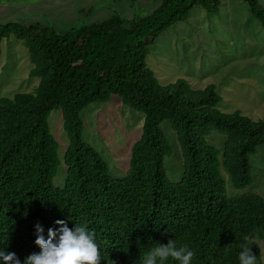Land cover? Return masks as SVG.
<instances>
[{"label": "trees", "instance_id": "trees-1", "mask_svg": "<svg viewBox=\"0 0 264 264\" xmlns=\"http://www.w3.org/2000/svg\"><path fill=\"white\" fill-rule=\"evenodd\" d=\"M241 1L264 25L260 0ZM221 3L161 0L149 16L115 15L64 33L40 24L0 25V55L2 42L15 37L28 49L30 76L40 78L34 91L0 99V250L14 252L25 264L41 251L35 226L44 228L47 239L48 229L64 220L70 228L86 224L96 233L101 264H141L150 247L169 240L196 252L192 264H240L245 244L263 264L254 239L264 240V197H231L227 182L239 190L253 184L251 157L264 145V121L221 113L214 85L194 91L179 80L163 87L147 65L162 34L187 22L195 7L214 14ZM113 96L145 115L121 179L83 137L82 112ZM59 109L70 139L63 160L48 122ZM166 122L183 155L184 175L177 183L165 165L173 154L162 129ZM214 132L227 138L222 152L208 141ZM62 164L67 179L57 188Z\"/></svg>", "mask_w": 264, "mask_h": 264}, {"label": "rangeland", "instance_id": "rangeland-1", "mask_svg": "<svg viewBox=\"0 0 264 264\" xmlns=\"http://www.w3.org/2000/svg\"><path fill=\"white\" fill-rule=\"evenodd\" d=\"M260 3L264 6V0ZM160 5L161 0H0V25L40 24L64 33L115 15L127 20L146 17ZM147 65L163 87L179 80L186 81L194 91L214 85L222 97L217 105L221 113H240L253 121H264V25L241 0H222L214 14L195 7L187 22L168 29L151 47ZM33 68L28 49L20 40L15 37L4 40L0 55V99L34 91L40 78L30 76ZM82 119L84 140L102 155L114 178H124L130 167L132 148L142 135L145 115L113 96L109 103H96L84 110ZM48 122L63 160L70 139L62 110L53 111ZM162 129L173 148L172 156L165 162L166 170L177 183L184 175L181 146L169 122ZM226 140L217 132L208 137L209 143L221 152ZM251 164L253 184L239 190L227 182L231 197L248 193L264 197V145L251 157ZM66 179L67 167L62 164L54 180L55 187L63 188ZM254 240L261 249L264 264V240Z\"/></svg>", "mask_w": 264, "mask_h": 264}, {"label": "clouds", "instance_id": "clouds-1", "mask_svg": "<svg viewBox=\"0 0 264 264\" xmlns=\"http://www.w3.org/2000/svg\"><path fill=\"white\" fill-rule=\"evenodd\" d=\"M60 227L48 229V238L44 228L37 224L35 244L41 251L26 257L25 264H101L103 259L96 233L90 231L86 224L76 223L74 228L67 226L66 221L55 222ZM239 254L240 264H257V256L247 244L242 246ZM196 252L188 246L177 247L175 241L167 244L158 243L150 247L142 256L141 264H166L171 259L179 264H192ZM0 261L3 264H21L13 253L0 250ZM116 264V261H112Z\"/></svg>", "mask_w": 264, "mask_h": 264}]
</instances>
